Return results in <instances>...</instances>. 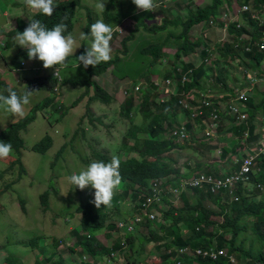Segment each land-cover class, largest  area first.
<instances>
[{
  "label": "trees",
  "instance_id": "obj_1",
  "mask_svg": "<svg viewBox=\"0 0 264 264\" xmlns=\"http://www.w3.org/2000/svg\"><path fill=\"white\" fill-rule=\"evenodd\" d=\"M210 1L209 5L194 7V9H192L193 4L191 5L190 1L189 6L191 9L187 17L180 16L177 13L173 17H163L161 23H149L146 20L138 21L134 30L123 41L125 48L123 57L116 54L107 63H101L95 68L88 66L86 69H88L91 80L73 83L74 86L84 85L88 89V93L83 94L76 100L73 107L90 93L92 87H94L95 94L91 97V103L112 104L116 101L115 95L93 80V78L101 77L111 71L121 79H129L130 76H135L137 69L130 70L131 67H126L124 63V59H126V56H129L131 49L136 52L134 55L137 57L139 68H147L139 78V80L144 79L148 83V86L141 91L142 96L140 101L137 100L136 96L131 94L121 107L122 114L124 118L130 120L131 127L124 134L123 144L120 149L127 151L129 155L135 153L140 158L130 155L128 159H120L123 195L117 192L116 196L113 197L110 207L101 206V208L97 209L91 202L94 199L84 204L79 203L76 207V212L80 216L78 229L73 228L72 231L76 239V245H74L76 251L84 250L86 254L93 256V259L102 261L104 257L100 255L99 249H104V247L99 243L98 235L104 229H108L111 232L119 231L122 235L126 243L123 256L130 263L151 264L146 259H143L141 254L145 253V256L148 257L149 254L145 252V247L147 244L152 243L159 253L158 256H160L158 264H230L228 258L224 257L213 261L208 258L195 256L193 253L183 257L178 256L176 253L179 249L184 248L195 252L198 249H209L211 247L227 251L228 256L234 257L235 264H264V198L257 200L256 193L252 192L255 186V189L259 190V192L261 191L260 193H264L258 187L259 185H264V154L257 157L255 165V170H261L262 172L259 175L257 173L252 174L249 183L239 184L233 195L225 191L213 194L208 187L204 189H187L182 191L177 200L179 203H176L171 200L173 194L168 190L171 183L191 177L202 167L201 165L197 168L189 165L185 167L179 166L173 158L167 156L175 148H184L183 143L171 139L168 135L169 129L175 125H183L179 123L173 124L174 120L177 121L179 112H184L192 118V112L182 109L179 101L194 91L198 92L196 93V97L200 100L201 96L199 93L206 90V83L209 82L216 85L218 87L217 91L220 93L230 92L231 88L227 82L231 78V73L233 72L232 64L234 63H239L241 66L248 68L250 62L254 63L255 70L257 69L259 74L264 76V72L259 70L260 66L264 65V52L258 51V48L254 44L256 41L264 39L261 32V30H264V25H259L249 16L244 15V19L249 23L252 32L246 27H237L236 24L231 23L227 29L228 36L231 39L220 40L217 48L219 53L217 60H213L212 40H195L192 38L191 33L194 25L203 21L209 24V21L212 19L219 18L220 11L224 5H233L232 0ZM251 1L255 2L256 8L264 7V0H235L239 5ZM56 3L57 6L51 17L36 14L35 16H31V18L39 19L48 29L63 21L67 24V31L65 33L67 35L74 28L77 8L82 7V0H56ZM157 8L160 11L166 12L161 6ZM109 9L110 6L107 10ZM88 13L90 19L89 30L93 23L92 10L89 9ZM105 15L111 26L116 23L115 20L117 19L113 18L111 14L106 13ZM28 24L29 18L23 19L20 17L17 20V27L9 31L8 34L15 35L17 32L22 33ZM141 31H143L142 35H138ZM247 32H251L250 38L243 37ZM147 34L155 35L154 41H148L149 39H146ZM140 41L143 43V46L137 50L134 47ZM5 46H7V43ZM248 46L252 48L251 51H246V47ZM168 47L175 48L173 55H170L165 50ZM22 52L27 53V50L24 49ZM193 57H196V59L192 60ZM168 60H170L173 68L165 71L164 78H176L178 85L176 91L167 99L159 100V90L152 77L155 74L160 75L161 65ZM178 67H182L180 72L176 71ZM191 70H193V74H190ZM173 74L176 77H173ZM241 74H243V79L247 81L244 77V71ZM184 75L190 77L191 81L183 83L182 78ZM139 80L134 81L132 85L135 86ZM29 85V90L33 91V93L36 90L44 89L50 92V96L32 108L28 117L11 124L0 135V141L5 143L10 142L13 150L18 155L21 154V149L24 147V139L21 134L36 120V115L39 111L47 108L52 111H63V107L60 106L61 104L58 101V96L54 92L55 87L58 86V79L56 77L35 78L29 81ZM9 88L11 87L8 83L0 80L2 94L8 95L7 89ZM248 100V103L245 102L247 106V118L240 123H237L235 118L234 121L237 124L235 125L237 135L243 137L245 144H253L258 139L261 140L263 135L262 131L264 128L261 125L263 123L264 90L260 92L255 90L254 95L250 99L248 98ZM215 102L217 103V101ZM137 106L139 107V110L136 111L137 115L141 114L144 118L140 123H136V119L132 117V113ZM204 111V116H208L209 110L204 109ZM168 118H170L171 122L173 121L171 124H167L166 120ZM199 118L202 119V117ZM92 119L104 123V118L102 117L94 116ZM258 119H260L261 123H258ZM257 125L260 126L257 127ZM188 130H190L189 127ZM246 132L248 133L247 136H245ZM140 133L143 136H140ZM211 140L212 138L208 139L204 144V151L208 155L213 150L218 149V145L212 143ZM187 142L189 143L190 140H187ZM52 145L53 138L51 135L46 134L32 146V149L44 154ZM64 146L60 149L57 158L62 154ZM224 151L227 155L228 149H224ZM95 156L105 163L111 161L109 156L102 153H96ZM16 164H19L20 173H23L25 169L22 166L21 159L12 162V166L8 170H12ZM4 172H7V170ZM205 172L208 175L210 174L208 169ZM155 179H166L167 184H165L166 193L161 198V207L154 205L151 208V211H155L158 214V218L151 220L142 213L141 208L136 207V204L139 197L145 198L149 194L150 185ZM249 186L251 187L249 188ZM9 187H11V184L7 186V189ZM122 197L132 198L135 202L134 216L142 215L143 217L135 225L134 231H129L128 228L120 230L118 228L120 220L117 221L115 218L122 216L120 206ZM20 201L24 207V199H20ZM48 201L49 193L46 192L41 195V203L45 210L49 206ZM214 207L216 210H214ZM124 220H129V218H125ZM144 229L147 232L142 235ZM108 236H111L109 231ZM40 238V236H36L26 245L35 248L39 244ZM140 240L142 241L141 248L138 249L137 244ZM53 241L54 244L50 249L53 254L49 258L36 261L35 264H65L61 257L56 259L55 252L59 241L56 238ZM121 243L122 240L116 239L111 247L116 251L122 250ZM70 250L74 251L71 248ZM107 252L110 253L111 249H107ZM6 263L23 264L22 260L13 255L7 256Z\"/></svg>",
  "mask_w": 264,
  "mask_h": 264
},
{
  "label": "rangeland",
  "instance_id": "obj_2",
  "mask_svg": "<svg viewBox=\"0 0 264 264\" xmlns=\"http://www.w3.org/2000/svg\"><path fill=\"white\" fill-rule=\"evenodd\" d=\"M22 1L25 0H0V28L3 27L6 22L7 29H11L10 25L7 23L8 18L4 15V11L10 14V18L19 16L23 19H27L28 13H26V10L28 8L27 6H23ZM190 1L191 5L193 4L192 9H194V7L207 6L211 2L210 0H156L157 7L161 6L166 12L160 11L157 7L155 12H145L138 10L136 7L134 9L135 5L132 3V0H106L105 11L101 13L95 7L98 0H82V7L77 8L74 28L71 32L77 39V43L81 46L76 50L74 55L69 58L68 66L58 70L60 76V80L58 81V88L60 91L58 101L61 104L60 106L63 107V111H52L49 108L39 111L36 115V120L21 134L24 139V147L21 149V154L18 155L16 151L13 150L8 158L0 159V179H2L0 180V264H7L6 258L10 255L18 257L22 260L23 264H35L36 261L49 258L53 254L50 249L54 244V238L59 241V245L55 252L56 259L61 257L67 264H82V262L84 264L93 261L94 257L86 254L84 250H75L74 245H76V239L72 231L73 228L78 229L79 227L80 216L76 212V207L79 203L84 204L89 200H93L95 190L89 186L81 191L79 188H75V186L69 183L68 177L72 174H79V172L85 170L91 162L100 161L99 158L95 156L96 153L107 155L110 159H112L114 155L118 156L119 159H128L130 155L140 158V156L135 153L129 155L127 151L120 149L123 144L124 134H126L127 129L131 127L130 120L124 118L122 114V104L131 94L136 96L137 100L140 101L142 96L141 91L148 86L146 80H139L147 68H139L140 66L137 65L138 61L137 57L134 55L136 53L134 50H130L131 52L129 56H126V59H124V63L126 67H131L130 70L137 69L135 76H130L129 79H121L111 71L106 73L103 77L93 78V80H96L115 95L116 101L114 103H91V97L95 94L94 87H92L90 91L91 94L89 93L86 95L73 107L76 100L83 94L88 93L86 86H74L73 83L91 80L88 69H86L83 64H79L77 67L76 61L77 57L86 52L87 46L91 43L90 29L88 30V25L90 23L89 9L92 10L93 23L103 19L105 23L109 24L106 19V13L111 14L113 18L117 19L115 20L116 23L111 26L114 30L113 40L111 41V47L113 49L112 55L119 54L123 57V51L125 50L123 41L134 30L138 21L146 20L149 23H161L163 17H173L177 13L180 16L187 17L191 9L189 6ZM160 2L162 3L160 4ZM232 2V6L224 5L220 14L233 8L238 11L241 5L236 3L235 0H232ZM251 2L245 4H250ZM109 6L110 9L107 10ZM240 17L243 21L242 27H246L252 32L244 16L240 15ZM235 21L234 24H236ZM255 21L258 23L257 20ZM213 25L216 26L215 24ZM229 25H231V23ZM261 25H264V20L261 21ZM211 29H215L212 36L210 34ZM81 32L89 35V39L80 41L79 35ZM142 32L143 31L138 33V35H142ZM251 32L244 34V37L250 38ZM7 33L5 40L9 41L8 46H4V39L0 40V63H3V65L7 67L5 72L0 74V80L5 81L12 89L22 94L26 89H30V80L47 76L54 77V73L56 72L55 66L51 69H45L43 67V62L38 59L29 60L27 53L22 52L24 48L15 45L16 34L9 36ZM191 35L195 40L209 39L213 41V45L211 46L212 51H214L213 60H217L219 56L217 48L220 40L231 39L228 33L222 30L221 26L213 27L205 21L194 25ZM154 38L155 35H146V39H149L148 41L150 42L154 41ZM141 46H143V43L140 41L134 48L138 50ZM165 50L170 55H173L175 52V48L173 47H168ZM22 62H24L23 66ZM234 65L240 68L239 73L245 69L255 71L253 68L241 66L239 63H234ZM172 68L170 60L163 62V65L160 67V75L155 74V76L152 77V80L159 90V100L167 99L176 91L178 85L177 79L170 78L172 84L168 86L166 84L168 78H164L165 71ZM173 77H176L175 74H173ZM137 80H139V84L137 83L135 86H140L138 92L135 90V86L132 85L133 82ZM257 84L262 85L259 88L260 91L264 90V84ZM206 85L207 88L204 92L211 96L214 101L220 102V92L217 91L218 87L211 82L206 83ZM0 93H2V89H0ZM49 96L50 92L47 90H36L32 94L29 105L25 106V117L30 115L32 108ZM196 96L197 94L194 93L188 98L189 101L196 98V101H194L196 105L194 104V106L198 105L199 99H197ZM138 101L137 103H139ZM137 110H139L138 106L135 107L132 117L136 119V123H140L144 118L141 114L137 115ZM94 116L104 118V123L94 121L92 119ZM170 118L166 120L167 124L172 123ZM20 120L22 119L19 117L14 118L10 114L0 110V135L3 134L11 124L17 123ZM198 126L197 128L200 129V125ZM201 133L202 130L196 132L195 130L190 131L192 137L191 141L196 138L207 141L208 138H202L205 137V135L202 136ZM46 134L51 135L53 138V145L44 154L33 150L32 146L40 141ZM139 135L143 136L141 133ZM215 139L216 137H213L211 140L214 144ZM183 144L184 148H175L167 156L173 158L179 166L185 167L193 162L191 157L194 158L200 156V154L195 149L197 147L190 145L188 142ZM62 146H64V150L57 158ZM202 153L203 156L200 161L210 167H207L209 168V173L215 176H222L220 174V166L216 168V165H214L215 162H213L218 161L217 157L220 156L218 151H212L216 157H212L211 154H209L211 155L209 156L205 151H202ZM17 159H21L22 166L25 169L23 173H20L19 164L14 165L12 170H8V168L12 166V162L17 161ZM197 160L198 159L195 161ZM189 166L197 168L199 165L197 166V164L193 162L192 165ZM202 169H200V172L206 173V169ZM6 170L7 172H4ZM9 184H11V187L7 189ZM122 188L123 184H121L114 196H116L117 192L123 195ZM46 192L49 193V206L45 210L41 203V195ZM123 197L121 198L122 203L120 205L122 216L115 218L117 221L130 217L132 219L135 215L134 200L130 197ZM178 198L177 196H173L171 200L179 203V201H177ZM20 199H24V207ZM214 210H216L215 207ZM108 231L111 236H108ZM146 232V229H144L142 235ZM36 236L41 237L37 247H28L26 244ZM98 239L99 243L104 247V249H99L100 255L105 258L108 255L107 249L109 250L111 248L112 243L116 241V239L123 240V237L119 231L111 232L108 229H104L98 235ZM60 240H62V242H60ZM141 243V240L138 241V249L141 248ZM70 248L74 251H71ZM145 252L148 253L149 256L147 257L145 253H143L141 254L143 259H146L151 264L159 263V253L157 249L153 247L152 243L146 245ZM83 257L86 258V261H82Z\"/></svg>",
  "mask_w": 264,
  "mask_h": 264
},
{
  "label": "clouds",
  "instance_id": "obj_3",
  "mask_svg": "<svg viewBox=\"0 0 264 264\" xmlns=\"http://www.w3.org/2000/svg\"><path fill=\"white\" fill-rule=\"evenodd\" d=\"M106 0H98L95 7L102 13L105 11ZM138 10L145 12H155L157 7L156 0H132ZM25 4L31 16L43 14L51 17L57 6L56 0H25ZM67 24L63 21L48 29L39 19L29 17V24L22 33L17 32L15 45L27 50L29 60L43 62L45 69L56 67V73L61 68H66L69 58L74 55L81 46L77 39L71 34L65 35ZM114 30L111 25L105 23L103 19L91 24L90 37L91 43L87 46L86 52L77 57V67L83 64L97 67L101 63H107L113 59V40ZM89 35L81 32L79 40H88ZM8 95L0 93V110L10 114L12 117L23 119L26 115L25 106L29 105L33 91L26 89L22 94L12 88L7 89ZM13 151L10 142L0 141V159L8 158ZM121 161L118 156H113L111 161L91 162L85 170L79 174H72L68 177L69 183L81 191L89 186L94 189V200L91 201L97 209L110 207L116 191L122 184L120 173Z\"/></svg>",
  "mask_w": 264,
  "mask_h": 264
},
{
  "label": "built area",
  "instance_id": "obj_4",
  "mask_svg": "<svg viewBox=\"0 0 264 264\" xmlns=\"http://www.w3.org/2000/svg\"><path fill=\"white\" fill-rule=\"evenodd\" d=\"M184 1V0H182ZM222 15V16H221ZM241 16H249L251 19L257 20L259 25H261V21L264 20V7L256 8L255 2H251L250 4H243L239 7V10L236 11L234 8L227 10L220 14L218 19H212L209 21V24L213 27L221 26L222 30L227 32L230 23L236 22L237 27L243 26V21ZM221 18V19H220ZM220 19V20H219ZM215 24L216 26H214ZM262 36H264V30L261 31ZM244 37V35H243ZM245 38V37H244ZM261 39V38H260ZM255 47L258 48V51L264 52V40H258L255 43ZM251 47H246V51H251ZM24 62H22V66ZM182 67L177 68V72H180ZM190 74H193V70H191ZM54 77L60 80L59 73L55 72ZM244 77L249 82L251 88L258 85L257 83L264 84V76L259 74V71H249L248 69L244 70ZM191 79L187 75H184L182 78L183 83L190 82ZM166 84L169 86L172 84L171 79L166 80ZM165 84V85H166ZM158 85V84H157ZM135 90L138 92L140 90V86H135ZM54 92L57 96H60V91L58 86L55 87ZM198 93L197 91L192 92L191 94ZM187 95L184 99L179 101L180 107L186 111L192 112V117H202L204 119V130L203 135L206 138H213L218 135L220 122H221V111H220V102H215L211 96L207 95L205 92L199 93L201 99L199 100L197 106H194L192 101H195L196 98H193L192 101H189L188 98L190 95ZM236 100L240 103H245L248 100V93L245 92H238L236 95ZM204 109L209 110L208 116H203L205 111ZM229 115L233 116L237 123L243 122L247 118V112L242 109L240 106L236 105L235 103L230 104L226 109ZM262 121L264 122V114L262 116ZM168 135L171 139L179 143H185L187 140L191 139L190 131L187 129L185 125L182 126H174L173 128L169 129ZM248 133H245L247 136ZM264 139L260 141V145H258L254 149V154H250L247 157L236 160L237 166L239 169L235 172H232L227 175L223 176H215L213 174H206V173H196L189 178L180 179L174 181L170 184L168 190L173 194V196L179 197L182 194V191L187 189H204L205 187L210 189V192L213 194H218L220 192H229L230 194H234L236 187L239 184H247L251 181V175L256 174L259 175L262 171L255 170L256 159L259 155L264 154ZM256 171V172H255ZM264 173V172H263ZM165 184H167L166 179H155L152 181L150 185L149 194L145 198H140L137 201V206L141 208L142 213L145 216H148L151 220H155L158 217V214L155 211H151V208L154 205H159L161 207V198L166 193ZM262 191H264V185L258 186ZM237 200V198H235ZM157 210V209H156ZM142 215H136L134 218H129V220H120L118 222L119 230L122 228H128L129 231L135 230V225L142 220ZM122 250L116 251L112 247L111 252L102 260L97 261L93 259V261H89L88 263H95V264H135L134 262L130 263L127 262L125 257L123 256V251L126 249L125 240H122ZM178 256L183 257L188 254H195V256L201 258H208L210 260L216 261L220 257L228 258L230 264H235V259L232 256H228L227 251L220 250L217 247H211L209 249H198L195 252L190 251L188 248L179 249L177 252ZM82 261H86V258L83 257ZM182 264V263H178Z\"/></svg>",
  "mask_w": 264,
  "mask_h": 264
},
{
  "label": "crops",
  "instance_id": "obj_5",
  "mask_svg": "<svg viewBox=\"0 0 264 264\" xmlns=\"http://www.w3.org/2000/svg\"><path fill=\"white\" fill-rule=\"evenodd\" d=\"M22 2H23V6L26 7L25 1H22ZM26 13H28L27 14V19L29 17H31V14H30L29 9L26 10ZM4 15L8 18V22L7 23L10 25V28L11 29H7L8 27L6 26V22H5L4 26L0 28V40L1 39H4L5 40V36H7L6 33L8 31H11L12 29H14V28L17 27V20H18V18H20L19 16H16V18H10V14L7 13V11H4ZM210 32H211L210 34L212 36L214 34V32H215V29L214 30L211 29ZM9 36H12V35H9ZM6 43H7V46H8L9 41H6L5 40L4 46L6 45ZM195 59H196V57H193L192 60H195ZM235 65L232 64V66H233V72L231 73V78H229V80L227 82L228 85H229V87L231 88V91L230 92H222V93H220L221 122H220V128H219L218 135L215 136L216 137L215 144L218 145V147H217L218 149H216V150L218 151V153L220 154V156L217 155L218 156L217 157V160L218 161H213V162H215L214 165H216V168L220 166L219 167L220 168V174L222 176L237 171L239 169V166L235 165L236 164L235 161L236 160L243 159V158L247 157L250 154H254V149L258 145H260L259 144L260 141L262 139H264V130H263L262 131L263 135H262V139L261 140L258 139L253 144H249V143L248 144H245V140H243V137L237 135V128L235 126L237 124L234 121V117L231 116V115H229L226 112V109L228 108V106L230 104H233V103L236 104V102H237L236 105L239 104L238 106H240L246 112L247 111L246 104L245 103H240V102H238L236 100L237 93L238 92H241V91H243V92L246 91L248 93V97L250 99L252 97V95H254L255 90H257V91L260 92V89L259 88L262 86L261 84H258V85L254 86L252 88L250 86H248L249 85V82L243 79V74H241V72L239 73L240 68L239 67H236ZM249 67H251V68H253V70H255L254 63H251L250 62ZM263 67H264V65H261L260 68H259V70L264 71V68ZM6 68L7 67L4 66L3 63H0V74L3 73V72H5ZM235 74H237V75H235ZM103 76H105V75H103ZM103 76H101V77H103ZM95 78H100V77H95ZM105 89L108 90L107 88H105ZM193 102L194 101H192V103ZM198 102H199V100H198ZM194 104L196 105V102L193 103V105ZM263 114H264V111H263ZM203 121H204V119L202 120L201 118H197V119L192 118L191 119L188 114H186L184 112H179V115L177 117V121L174 120V122L173 121L172 122H173V124L179 123V124L185 125L186 127L188 126L189 129H190L189 131L195 130V132H196L198 130H202L201 135L203 136V130H204V123H203ZM258 123H261L260 122V119H258ZM198 125H200V129L197 128ZM260 125H257V127L260 126ZM261 126L264 128V122L262 123ZM209 139H211V138H209ZM203 140L204 139L201 140V139L196 138V139H193L191 141V139H190L189 144L192 145V146L197 147L195 149L200 154V156H196L194 158L191 157L192 158V161L195 162L197 164V166L198 165L199 166L201 165L202 166L201 169L203 168L202 170H205L209 166L203 164L202 161H200V159L203 156L202 151H204V147H205L204 144L207 142V141H203ZM263 145H264V143H263ZM224 149H228L227 155H226ZM211 155H212V157L215 156V154H213V153H211ZM211 155H209V156H211ZM196 159H198V160L195 161ZM192 161H190V162H192ZM192 163H190L189 165H192ZM214 165H212V166H214ZM193 166H194V164H193ZM209 168H207V169L209 170ZM198 172H200V170H197L195 173H198ZM250 187L251 186H249V188ZM252 192L256 193L257 200H259L261 198H264V193H260L261 191L259 192V190L255 189V186H254V189L252 190ZM65 264H67V263H65Z\"/></svg>",
  "mask_w": 264,
  "mask_h": 264
},
{
  "label": "bare ground",
  "instance_id": "obj_6",
  "mask_svg": "<svg viewBox=\"0 0 264 264\" xmlns=\"http://www.w3.org/2000/svg\"><path fill=\"white\" fill-rule=\"evenodd\" d=\"M262 31V30H261ZM263 37V36H262ZM264 40V39H263ZM260 83V82H259ZM242 92V91H241ZM249 101V100H248ZM247 102V101H246ZM248 103V102H247ZM237 104V102H236ZM239 105V104H238ZM186 111V110H185ZM226 114V113H225ZM204 116V115H203ZM199 118V117H198ZM195 119V118H194ZM200 120V119H199ZM245 123V122H244ZM188 129V128H187ZM257 161V160H256ZM241 185V184H240Z\"/></svg>",
  "mask_w": 264,
  "mask_h": 264
}]
</instances>
